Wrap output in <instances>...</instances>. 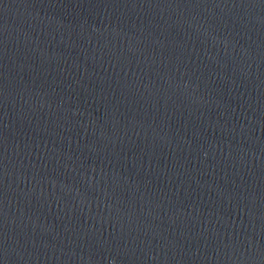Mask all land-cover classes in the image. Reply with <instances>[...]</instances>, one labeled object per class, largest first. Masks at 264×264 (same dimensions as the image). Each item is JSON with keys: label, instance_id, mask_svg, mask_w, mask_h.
I'll return each mask as SVG.
<instances>
[{"label": "water", "instance_id": "1", "mask_svg": "<svg viewBox=\"0 0 264 264\" xmlns=\"http://www.w3.org/2000/svg\"><path fill=\"white\" fill-rule=\"evenodd\" d=\"M0 264H264V0H0Z\"/></svg>", "mask_w": 264, "mask_h": 264}]
</instances>
